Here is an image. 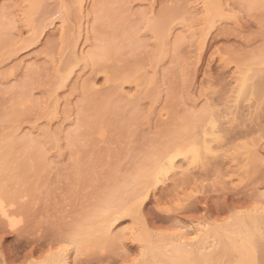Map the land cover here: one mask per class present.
<instances>
[{
    "label": "rangeland",
    "instance_id": "374dc122",
    "mask_svg": "<svg viewBox=\"0 0 264 264\" xmlns=\"http://www.w3.org/2000/svg\"><path fill=\"white\" fill-rule=\"evenodd\" d=\"M99 1L84 0L79 2L80 6L76 0H0V20L7 24L6 31L2 29L0 35V143L8 134L15 135V139L31 136L34 141L38 138L35 143L45 154L36 157L34 164L31 163L34 167L23 163L25 159L29 161L30 154L23 159L14 157L18 166L24 167L19 173L31 171L34 177L28 173L29 178L35 182L28 178L32 186L30 193L26 180V189L17 194L21 197L4 199L0 193L3 202L0 264L46 263L51 259L49 252L57 256L62 244L70 245L63 255L58 254L61 258L67 252L68 264H125L133 260L147 264L145 243L139 240L144 230L170 236L171 241L184 238L186 244L191 243L189 248L196 247L199 251V247H205L208 251L225 234L220 239L211 236L214 240H207L203 236L207 230L209 233L218 225L232 232L229 224L232 216L242 217L258 207L264 208V63L251 58L253 52L264 47V0L255 1L256 5L252 0H217V4L223 3L214 9L218 8L221 14L210 16L213 24L210 26L205 21L206 0H107V9H112L108 12L114 15L107 19L112 17L117 25L121 22L118 26L123 29L119 30L96 15ZM167 8L174 11L167 24L170 29H166L162 40V50V44L156 45L158 40L150 22ZM201 20L206 23L201 24ZM112 27L120 33L119 41L114 40L119 46L123 44L121 57L118 54L113 59L99 58L98 62H92L90 52L97 49L101 38L114 31ZM72 50L76 52L74 55ZM249 65L258 70L255 75L263 84L258 94H238L243 75L240 72L246 67L251 73ZM58 72L62 78L67 73L64 84L59 85L62 79ZM85 98H90L94 107L102 99V102L112 99L114 107L109 106L108 116L101 120ZM206 105H210L208 110ZM13 110L18 111L14 112L16 115L22 110L23 113L13 120L16 116L9 115ZM198 112H202V118L194 122L195 132L191 129V137L203 136L201 128L208 125L204 119L211 114L215 113L224 124L218 121L225 131H221L222 138L218 140L222 143L215 141L221 148L218 153L215 151L217 156L210 153L211 156L207 155L210 158L200 160L202 163L192 162L193 166L186 158L185 161L177 157L180 171L179 168L172 171L170 176H165L167 180L162 178V184L151 186L149 191L145 188L147 191L142 194L139 212L142 218L137 220L144 225L125 215L112 217L114 221L109 218L111 224L103 220L104 232L110 234L101 236L100 241L105 240L106 245L102 241L103 244L99 242L77 251L68 240L70 231L78 217L87 218L86 212L92 208L94 199L98 201L105 196V184L113 180L108 176L113 174L114 182L121 181L139 159H144L147 150L155 147L153 142H166L164 131L175 119ZM82 115L90 116L95 126H79ZM74 130L83 138L77 137L72 144L68 135L71 138ZM55 135L59 136L58 142ZM20 139L15 145L17 150L24 144ZM181 168H186L184 174ZM131 182L130 189L135 186V181ZM2 210H7V216ZM261 224V232L259 229L257 232L262 235L259 242L263 245L261 255L256 254L257 264H264V224ZM179 232L186 234L173 238ZM259 235L256 234L257 239ZM230 256L223 264L236 263V255ZM204 263L213 264L201 261Z\"/></svg>",
    "mask_w": 264,
    "mask_h": 264
},
{
    "label": "bare ground",
    "instance_id": "6f19581e",
    "mask_svg": "<svg viewBox=\"0 0 264 264\" xmlns=\"http://www.w3.org/2000/svg\"><path fill=\"white\" fill-rule=\"evenodd\" d=\"M82 1H84V0H76V2L78 4H79V2L81 3ZM102 1H104V2H102ZM106 1L107 0H101V1L97 2V3H99L98 4L99 6H97L96 15L98 17L102 18V21L105 19V21L107 23V20L109 19V18L107 19V17L108 16L109 17L110 16H113L114 17V15H111V12L109 14L108 10L111 11L112 9L111 8L107 9V7H106L107 2ZM108 1H110V0H108ZM216 1L217 0H206L205 10H207V14H206V12H204V14L208 18L205 20L204 18L206 16L204 15L203 16L204 17L203 19L205 21L209 22V23L212 22L211 21V18L213 17L214 14H217V15H220L221 14V11L218 8L217 9H214V6L222 5L223 2L220 3V4H217V3H219V1L218 2H216ZM252 1L255 4V1H257V0H252ZM252 1H251V3H252ZM100 2H102V3H100ZM97 3H96V5H97ZM102 4L103 5L105 4V6H103ZM80 6H82V5H80ZM167 9L163 10L154 22L153 21L150 22V24L152 23L151 24L152 26L149 24V26L152 27L150 29L153 30V33L155 32L156 38L158 40V43H156V42L155 43H156V45H159V44L161 45L162 44V48H161L162 50L164 49L162 40L164 39V34L166 32V29H168V30L170 29L169 27L167 28V24L170 22L169 20L171 18V15H173L172 13L174 11V10L172 11L170 8H167ZM116 11L117 10H115V13H116ZM117 13H118V11H117ZM224 13L222 11V15L221 16H223ZM115 16H116V14H115ZM210 16H212V17L210 18ZM214 16H216V15H214ZM208 19H210V21H208ZM1 21L2 20H0V35L3 34V31H6V27H7V24H5V23H3ZM201 21H202L201 24H203L205 22V21L203 22V20H201ZM108 22H109L108 24L110 26H114V28H116L117 30H119L118 28L123 29L122 26H121L122 28L118 26V25H121V22H120V24L117 25V22L113 21L112 17L110 18V20H108ZM210 25H213V24L210 23L209 26ZM168 26H170V25H168ZM3 27H5V28H3ZM203 27H205V26H203ZM114 28H113V30H114ZM2 29H3V31H2ZM116 29L114 31L111 30V33H109L110 34L109 36L107 35L108 36L107 38H106V36L104 38H101L100 42H98V45L96 47L97 49L94 50V51H92V52H90L89 59L92 62L96 63V61L99 60V58H107V57L110 58L111 57L113 59L114 57L116 58V56L119 53H122V52H119V51L122 48V47L120 48V46L123 45V44H120V46H119L118 42L115 41V40H118L120 38V35H119L118 36L119 38L117 39V34H120V33H119V31H116ZM116 32H118V33H116ZM201 34H202V32H201ZM203 34H204V32H203ZM125 35H126V33H125V30H124V35L122 34L121 37L124 38ZM120 41H122V39ZM72 46L70 48H72ZM73 50L75 51V48ZM73 50H72V52H73L72 55H74L76 53V52L74 53ZM80 51H81V49H80ZM122 51H123V48H122ZM257 51H259V52H256L255 51V53L253 52L254 54L253 53L251 54L252 60L255 59L256 61L255 60L254 61L256 63H264V47H262L261 49H259ZM119 56H120V54H119ZM114 60H117V59H114ZM72 62H74V61H72ZM70 65L74 66L73 64H70ZM249 67H250V65L248 66V69L250 71V69H252V67L251 68H249ZM67 68H69V67L64 68V70L67 69ZM245 68L242 71L239 68V70L241 71V72L239 71L240 74L243 73V75H242V77H240V74H239V77L241 79V80H239V82L240 81L241 82L239 83L240 84L239 85L240 92L238 91V94L239 93L241 94L242 92H244L243 94H245L246 92L255 93V94L257 93L258 94L259 91H260V88H261V84H263V82L261 83L262 80H259L258 81L257 80L258 78L256 77L257 75H255L258 70H256V69L253 70L254 69L253 68L252 69L253 72L251 70V73H249V72H247L245 70ZM67 70H66V72L71 75V73H69ZM62 71H63V69H62ZM66 72L63 73V76L65 74L64 78L67 77V75H66L67 73ZM58 73H59V75L62 74L60 72H58ZM127 76L130 77V75H127ZM127 76L125 78H127ZM144 76H146L144 78H147L148 77L147 75H144ZM253 76L256 77V79H254V80H257L258 82H255L253 80V78H254ZM60 78L62 80L59 83V85L61 83L64 84L65 81H64V78H62V75L60 76ZM141 78H143V76H141ZM141 78H139V79L141 80ZM135 79H136V77H135ZM250 79H252L253 82L250 81ZM127 81H131V80L129 79ZM143 81H145V80L143 79ZM249 81L251 83H253V84H251ZM25 93H27V92H25ZM260 94H261V92H260ZM239 96H241V95H239ZM86 98H88V97H86ZM108 98H109V96H108ZM103 100L104 99H102L101 101H99L100 103L98 102V104L95 105V107H94V106L91 105V103H92L91 102V99L90 98L89 99H86V101L88 103L91 102L90 104L87 103L88 106H91L90 108H92V109H93V107L95 108L96 111L95 110L94 111H95V113L98 112L97 116L100 115V119L101 120L103 119L104 116H106L107 113H109V111L111 110L112 106L114 107V104L112 102H110V100H112V99H109V101L107 99V100H105V102H102ZM107 101H108V103H110V105L107 103ZM57 102L58 101L55 102L56 108L58 107L57 106V104H58ZM117 103L115 101V104L116 105H117ZM19 105H18V107H19ZM21 105H20V107L24 106V105H22V106ZM53 105H54V103H53ZM109 106H111L110 110H109ZM204 107L202 108L203 110H206V108L208 110V107H210V105L207 106L206 108H204ZM16 108H17V106H16ZM56 108L54 109L55 112L57 111ZM107 109L109 111H107ZM211 109H213V108H211ZM23 110L22 111L20 110V111L23 113ZM203 110H201V111L203 112ZM209 111H210V109H209ZM14 112L17 113L18 111L16 112V111L13 110L12 112H10L9 115H11V116L15 115L16 116L15 119H13L14 116H13L12 119L13 120H16L17 117H19L20 114H22V113L20 112V114H17L16 115V114H14ZM202 112H198L199 114L186 113L184 116H182V118L175 119L168 126V128L164 131V135H165L164 137H166V142H165V140H162L161 142L158 141L157 144L153 142V145L155 147L153 145H152V147H154L155 149L154 148H152V149L149 148L147 150L146 154H144V156H143L144 159H141V160L139 159V163L137 162L138 164L134 165L133 170L131 169L132 171H130V173L126 174L122 178L121 181H119V182H116L115 181L114 182L113 181L114 180V176H113L112 173H110V174H112V176L109 175L110 178L108 176V179H113V180L112 181L110 180L108 184H105L106 187H104L105 188L104 190L107 192V193L105 192L106 194L104 193L105 196H103V198L100 199V200H98V201H96L97 199L96 200L94 199V201L92 203L94 204L96 202L97 204L95 203L94 206H93V204H91L92 205V208L91 209L89 208L88 211L86 212L87 218H85L84 216L78 217V219L79 218L80 219L79 220L77 219L78 221L77 222L76 221L74 222V225L75 226H73L74 228L72 227L73 229L70 231L69 239L68 240L71 241L76 246L75 248H77V251L80 250L83 247H87V246H90V245H94L95 246L97 243H99V242L101 243L102 241H104V244L106 245V241L105 240H102L101 239V241H100V238H102L101 236H105L107 233H108L107 235L110 234L106 230H105L106 232H104L105 227H103V226H106V225H104V223L103 224L101 223V222H104L103 220H105V223L111 224L112 220L110 221L109 218H112V217H114V218H120L121 216H124L125 215V216H131V217H133V219L136 218V221H138L137 219H139V217L142 215V214L139 215L140 214L139 212L141 211L140 207L142 206L141 200L143 199L142 197L144 196L142 194L145 191H147V190L149 191V188L151 186H155L156 187L157 184H162L163 179L167 180L165 176L169 175V173H172V171L177 172V168H179L178 165H177V163H176L177 157H183L184 160L186 158L187 161H190L189 163H191L192 166H193V163L192 162H195V163L200 162V160H202V159H204L206 157L207 158H210L207 155H210L211 156V154L213 153L214 156H215L218 153V149L219 150L221 149V148H219L220 145L218 143L219 142L222 143L221 141H218V140H220V137H221V134H222L221 131H225V129L224 130H221L222 128L220 127V125H218V121L219 122H222V121H220L221 118L219 117L220 120H218V118L216 117L215 113L214 114H211L212 112H209V114H211V115H209V117L210 116L211 117L208 120V122H207V119L209 117L206 115L208 117L206 119L205 118V115H203V117L205 118L204 121L206 120L205 122L208 123V125L204 129H202L203 127L201 128V133L203 134L202 137H199L196 133H195L196 136L195 135H192L193 137H191V135L189 134V133H192L193 134L192 131H194V130L192 129V127L195 124L194 122L196 120H199L200 118H202V114H201ZM205 112H208V111H205ZM12 113H13V115H12ZM51 115H52V113H51ZM11 116H10V119H11ZM106 119H108V118H106ZM79 122H80L79 126H89V127H92L94 125V123H95V121L90 116L87 117L86 115H82L80 117ZM108 122H110V121H108ZM106 124H107V122H106ZM221 124H222V126L224 125L223 122ZM100 126H102V125H100ZM80 129H78V131ZM191 129H192V131H191ZM46 131H47V129H46ZM72 132L73 133L70 132L71 133V138L69 137L70 134L68 135V138H69L70 142L73 144V143H76V140H77V137H78L79 133L78 132H75V130L72 131ZM44 133L46 134L45 131H44ZM223 133H225V132H223ZM81 134L83 136H85L86 132H85V134H83V133H81ZM199 134H200V132H199ZM12 135L13 134H10V135L8 134V136H5L4 141L0 143V175L2 174L0 176V193L4 194V196L1 194L4 197V199H5V197L7 199L8 198L11 199V197L12 198H14V197L17 198V196L18 197H21V194H20V196L17 195V194H19L22 191V189H26L24 186H26L27 182H28L27 186L28 185L30 186V184H29V182H30L29 179L30 178H29L28 173H30L31 171H29L28 173H24V172L19 173V171H20L21 168L18 166V164L15 161L14 157L17 156V157H19V159L20 158L23 159V158H25V156H28L30 154L29 155L30 156V159H29L30 162L27 159H25V161L23 163H24V165H26V167L28 166L27 165L28 163L30 164L31 167H34L35 165L32 166L31 163L40 158V157L38 158L37 156H42L43 155L42 157H44V155H45L44 152L42 151V149L40 147L38 148V145L35 143V142L38 141L37 140L38 138L36 139V141H34L33 140L34 137L32 138L31 136L30 137L29 136H27V137L26 136L25 137L23 136L24 137L23 138L22 136H20V138L23 139L24 144L21 143L22 142V139L19 138L20 139L19 142L23 146H21L22 148L19 147L20 150H17L18 148L15 145L18 142L19 139H18V137L15 139L14 138L15 135L14 136H12ZM58 137L59 136H57V138H56V135L54 137V138L57 139V142L59 141L58 140ZM80 138H83V137H80ZM215 141L216 142L218 141V143L216 144ZM155 142H157V141H155ZM213 142H215V143H213ZM215 144L218 145L219 147H217ZM40 146H42V144H40ZM216 147H217V149H216ZM24 153H27V154L24 155ZM250 153H252V152H250ZM252 154H254V153H252ZM252 156H255V155H252ZM36 157H37V159H36ZM11 158L14 159V160H12ZM251 158H253V160H254V157H251ZM77 159H78V157H77ZM10 160H12L13 162H11ZM205 160L207 161L209 159H205ZM21 161L22 160H20V162ZM180 163L178 162V164H180ZM200 163H202V162H200ZM203 163H205L204 160H203ZM32 164H34V163H32ZM187 165H190V164H187ZM187 165H186V167H187ZM79 167H80V165L78 166V168ZM38 168L39 167L36 168V171H38ZM42 168H41V170H42ZM22 169H24V167H22ZM80 169H78V170H80ZM181 169H182V171L184 170V172H183V174H184L186 168H181ZM178 170L180 171V168ZM25 171H28V169L25 168ZM188 171H190L189 168H188ZM181 172H178V173H181ZM33 173H34V171H33ZM190 173H191V171H190ZM190 173H188V174H190ZM235 173H236V171H235ZM37 174H38V172H37ZM3 175H4V178H3ZM30 175H31V177H34V174L30 173ZM4 179H5V181H4ZM26 180H27V182H26ZM83 180H84V178H83ZM11 181H14L15 183L14 182L12 183ZM131 181H135L134 182L135 183V186H133L135 188H133L131 186L132 188L130 189L128 187V186H130L133 183ZM9 184H11V185H9ZM14 184H15V186H14ZM22 184H23V186H22ZM136 184L138 185L137 187H136ZM31 185L35 186L34 184H31ZM37 186H38V184H37ZM31 188H32V186H30V188H28V190H30ZM127 192L129 193V196L127 195ZM22 193H24V192H22ZM30 193H31V190H30ZM124 194H126V195L124 196ZM27 195H28V193H27ZM126 196H128V198H125ZM16 198L13 199V201L14 200L16 201ZM0 200H1V198H0ZM2 205H1V207H2ZM1 209H3V207ZM4 210H5V208H4ZM4 210H2V211H4ZM252 211H251V213L249 212V214H245L244 215L245 217L242 216V215H241L242 217H239L240 215L239 216H236V218H235V215L231 217L232 218V222L230 221L229 224L231 223V225H232L231 228H233V229H230V230H232V232L231 231L229 232L227 229L224 231V228L219 227L218 225H215V227L213 225H210V226H213L214 228L213 227L212 228L210 227L211 228L210 232L208 233V230H207V233L206 234L204 233L203 236L205 237V235H206L205 239L211 240L210 239V238H212L211 236H213V238L215 237V238H219L220 239L221 237H223L224 234L225 235H224L223 238L225 239V236L227 238L225 239L226 241L222 240L223 238L220 239V240H218L219 243L217 244V246H216V243H215V246H214L215 248H213V246H212L211 248L213 250L210 249L208 251H207V249L205 247H201V248L199 247V251H197L198 249H196V247L195 248L193 247V249H192V246H191V248H189L190 247L189 245L191 243L190 244L187 243L188 244L187 245L186 242L184 241V238H183V241H182V238H180V240H177V241H176V239L175 240L173 239V241H171L172 238L170 236H164L161 233H160V235L159 234L158 235L157 234L154 235L155 233L154 234L153 233L151 234L149 232H144L145 230H144V228H142V230H140V232L144 230L142 232L144 234L142 235V233H141V238H139V240L142 239L143 242L145 243L146 250H144V251H145L146 254L144 253L145 254V257L144 258L147 259V262H146L145 259H144V261L147 264H148V262H149V264H198V262L201 264V261H204V262H207V263L208 262L209 263L210 262L211 263L213 262V264H216V263L223 264L225 262V260H227V262H228V259H227L228 256H230V255H232L234 253L236 255L234 257L237 258L235 264H257L258 260L256 259V254H257V256H260L261 255V250H262V245H263V243L261 244V242H259L260 241L259 238H260V236H262L261 234L259 235V232H261L260 231L261 229H259V227L261 228V226H259V225H260V223L264 224V208H262V207L259 208L258 207V210H256V211L255 210H252ZM6 212H7V210L4 211V212H2V213H5V215L7 216ZM116 216H120V217H116ZM233 217H234V220H233ZM141 218H142V216H141ZM108 219H109V221H107ZM143 220H144V218H143ZM113 221H114V219H113ZM138 223H142V222L141 221H138ZM101 224H102V226H101ZM142 224L144 225V223H142ZM110 226H112V225H110ZM110 226L108 228L109 230L111 228ZM107 227H108V225H107ZM258 229H259V232H257ZM132 231H134V230H132ZM226 231H228L229 233H227ZM136 233L138 234L139 232H136ZM94 234H95V236H94ZM175 234H177V233H175ZM184 234H186V232H182V233H180V235L178 234L176 236H173V238H175L177 236L178 237L179 236L184 237ZM256 234L259 235L258 239L256 238ZM139 235H140V233H139ZM238 235L240 236V238L242 237L240 240H239V238L236 239L237 237H239ZM96 237L97 238L99 237V239H97ZM111 237L113 238V236L111 235L109 237V239H107V237H105V239H107L109 242H111L110 241V240H112V239H110ZM135 237H136V234H135ZM185 237H187V236H185ZM213 238H212V240H214ZM261 239H262V237H261ZM215 240L217 241V239H215ZM175 241L177 243H175ZM186 241L188 242L189 240L186 239ZM203 242H206V240L203 241ZM101 244H103V243H101ZM108 244L109 243H107V245ZM97 245H99V244H97ZM110 245H112V243ZM170 245H171V247H170ZM206 245L207 244H204V246H206ZM168 246H169V248H168ZM203 248H204V250H202ZM200 249L202 250L201 252H200ZM204 251H207V252H204ZM262 253L264 254V252H262ZM56 254H57V256L56 255L55 256L54 255L50 256L51 259H49L50 260V261H48L49 263L46 261V263L42 262V264H68V255H66L67 252L64 253L65 255L64 256H61V258H60V256H58L59 253H56Z\"/></svg>",
    "mask_w": 264,
    "mask_h": 264
},
{
    "label": "snow or ice",
    "instance_id": "6c2138e0",
    "mask_svg": "<svg viewBox=\"0 0 264 264\" xmlns=\"http://www.w3.org/2000/svg\"><path fill=\"white\" fill-rule=\"evenodd\" d=\"M0 204H2V202H0ZM70 245H66V244H62L60 249L57 250L58 253L62 254L65 250H67V248L69 247ZM53 253L52 252H49V256H52ZM125 264H138V261L136 260H133L131 262H125Z\"/></svg>",
    "mask_w": 264,
    "mask_h": 264
}]
</instances>
